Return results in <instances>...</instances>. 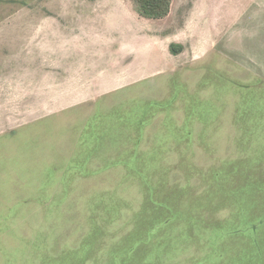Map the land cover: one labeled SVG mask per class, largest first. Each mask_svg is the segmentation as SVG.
Masks as SVG:
<instances>
[{
	"label": "rangeland",
	"instance_id": "obj_1",
	"mask_svg": "<svg viewBox=\"0 0 264 264\" xmlns=\"http://www.w3.org/2000/svg\"><path fill=\"white\" fill-rule=\"evenodd\" d=\"M260 218L264 0H0V264H240Z\"/></svg>",
	"mask_w": 264,
	"mask_h": 264
},
{
	"label": "trees",
	"instance_id": "obj_2",
	"mask_svg": "<svg viewBox=\"0 0 264 264\" xmlns=\"http://www.w3.org/2000/svg\"><path fill=\"white\" fill-rule=\"evenodd\" d=\"M137 13L149 19H158L165 16L170 8L171 0H133ZM180 46L171 44L169 46V51L171 54H177L179 52ZM264 220L260 218L259 222L250 223L251 229L255 230L257 227L261 226L263 228ZM258 234V232H257ZM256 235L250 236L251 238H257L253 240L254 250L246 256V258H239L240 264H264V242ZM259 241V243H258ZM237 263V261H236Z\"/></svg>",
	"mask_w": 264,
	"mask_h": 264
}]
</instances>
